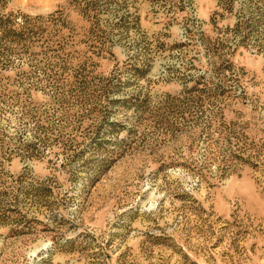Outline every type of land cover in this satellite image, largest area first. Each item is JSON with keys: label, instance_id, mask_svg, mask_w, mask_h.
<instances>
[{"label": "rangeland", "instance_id": "1", "mask_svg": "<svg viewBox=\"0 0 264 264\" xmlns=\"http://www.w3.org/2000/svg\"><path fill=\"white\" fill-rule=\"evenodd\" d=\"M0 264H264V0H0Z\"/></svg>", "mask_w": 264, "mask_h": 264}, {"label": "trees", "instance_id": "2", "mask_svg": "<svg viewBox=\"0 0 264 264\" xmlns=\"http://www.w3.org/2000/svg\"><path fill=\"white\" fill-rule=\"evenodd\" d=\"M30 19L29 17H24V20H20L18 23V29L20 32H23L25 30H28L30 28Z\"/></svg>", "mask_w": 264, "mask_h": 264}]
</instances>
